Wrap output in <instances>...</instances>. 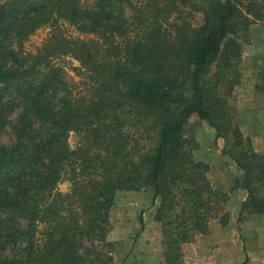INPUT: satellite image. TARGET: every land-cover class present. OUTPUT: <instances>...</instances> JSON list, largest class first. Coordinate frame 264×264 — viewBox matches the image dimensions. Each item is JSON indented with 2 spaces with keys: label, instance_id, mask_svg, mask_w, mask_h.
Wrapping results in <instances>:
<instances>
[{
  "label": "trees",
  "instance_id": "obj_1",
  "mask_svg": "<svg viewBox=\"0 0 264 264\" xmlns=\"http://www.w3.org/2000/svg\"><path fill=\"white\" fill-rule=\"evenodd\" d=\"M249 15L264 19V0H0V132L19 109L13 138L0 140V264H103L116 193L147 187L160 198L166 263L181 264V245L226 195L193 157V115L237 148L224 152L246 173L242 212L264 214L263 158L245 149L228 100L241 57L232 36ZM41 28L48 37L27 49ZM63 56L80 62L78 81Z\"/></svg>",
  "mask_w": 264,
  "mask_h": 264
},
{
  "label": "rangeland",
  "instance_id": "obj_2",
  "mask_svg": "<svg viewBox=\"0 0 264 264\" xmlns=\"http://www.w3.org/2000/svg\"><path fill=\"white\" fill-rule=\"evenodd\" d=\"M93 2L94 0H89ZM187 19L194 27L203 22L200 12L187 8ZM126 16L131 12L126 9ZM251 22L232 36L241 44V57L237 64L236 80L229 104L246 139V150H252L264 162V19ZM175 15L171 16L174 22ZM73 35H81L68 26ZM49 35V28L39 29L27 42L26 48L35 51ZM66 67L68 81H78L74 67L80 62L63 56L58 60ZM19 109L9 116L11 124L2 129L0 140L9 143L13 138L11 125ZM187 135L197 146L193 150L196 161L209 165V178L214 188L225 192L217 196L214 215L208 221L205 232L195 231L190 240L181 245V264H264V214L242 212V204L248 196L244 186L245 171L224 152L227 147L235 150L232 142L217 136V131L206 121L193 115L187 125ZM81 135L71 132L70 144L75 147ZM153 145L148 144L147 149ZM254 161L256 159L254 158ZM260 182L257 181L258 185ZM71 181L64 176L58 189L67 192ZM264 195V183L259 184ZM154 191L147 187L140 191L120 190L110 210L107 241L111 247H102L103 264H167L166 244L162 222L157 219L160 198L154 199Z\"/></svg>",
  "mask_w": 264,
  "mask_h": 264
}]
</instances>
